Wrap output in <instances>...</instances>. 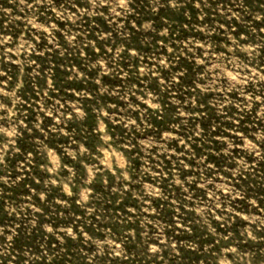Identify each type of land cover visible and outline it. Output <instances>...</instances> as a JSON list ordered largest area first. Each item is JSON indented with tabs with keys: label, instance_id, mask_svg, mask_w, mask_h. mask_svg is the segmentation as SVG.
<instances>
[{
	"label": "rangeland",
	"instance_id": "374dc122",
	"mask_svg": "<svg viewBox=\"0 0 264 264\" xmlns=\"http://www.w3.org/2000/svg\"><path fill=\"white\" fill-rule=\"evenodd\" d=\"M0 264H264V0H0Z\"/></svg>",
	"mask_w": 264,
	"mask_h": 264
}]
</instances>
